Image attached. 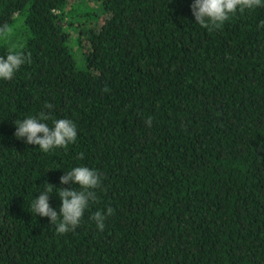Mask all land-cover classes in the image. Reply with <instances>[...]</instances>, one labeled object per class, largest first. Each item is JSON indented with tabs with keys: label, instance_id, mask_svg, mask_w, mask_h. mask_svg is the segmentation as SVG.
Listing matches in <instances>:
<instances>
[{
	"label": "trees",
	"instance_id": "obj_1",
	"mask_svg": "<svg viewBox=\"0 0 264 264\" xmlns=\"http://www.w3.org/2000/svg\"><path fill=\"white\" fill-rule=\"evenodd\" d=\"M96 1L0 0V56L31 53L0 79V264H264V6L209 31L193 0ZM42 111L67 150L14 136ZM77 166L102 187L60 235L31 205Z\"/></svg>",
	"mask_w": 264,
	"mask_h": 264
},
{
	"label": "clouds",
	"instance_id": "obj_2",
	"mask_svg": "<svg viewBox=\"0 0 264 264\" xmlns=\"http://www.w3.org/2000/svg\"><path fill=\"white\" fill-rule=\"evenodd\" d=\"M262 6L264 0H193L190 9L195 23L212 31L220 29L237 12L244 13L245 10ZM258 27L264 28V21H261ZM6 31V28H0V34ZM25 62H31V53L25 55L22 52L10 51L6 57L0 56V79L11 80ZM45 107L52 109L53 105L49 103ZM49 119L50 116L42 111L38 117L17 120L14 136L23 139L26 144L37 145L44 153L57 148L67 150L68 146L77 140L76 125L70 119L61 118L54 120L53 126L50 127L45 122ZM146 123L151 126V118ZM83 155L80 153L77 159H83ZM60 184L62 186L59 187L58 195L61 204L58 211L49 203L50 195L55 188L50 183H47L48 187L33 200L31 207L36 215L48 217L50 224L56 225L57 234L63 235L80 226L85 211L91 203L98 200L95 190L102 187V178L95 169L77 166L60 177ZM73 185L79 187L74 188ZM113 212L114 209L108 207L106 212L96 211L91 219L97 228L103 231L106 218Z\"/></svg>",
	"mask_w": 264,
	"mask_h": 264
},
{
	"label": "rangeland",
	"instance_id": "obj_3",
	"mask_svg": "<svg viewBox=\"0 0 264 264\" xmlns=\"http://www.w3.org/2000/svg\"><path fill=\"white\" fill-rule=\"evenodd\" d=\"M75 1H79V0H75ZM86 4L88 5V6H95L96 4H97V1L96 0H86ZM74 46V48H76L77 49V47L75 46V45H73ZM75 49V51H76V55H77V57H78V49L76 50Z\"/></svg>",
	"mask_w": 264,
	"mask_h": 264
}]
</instances>
